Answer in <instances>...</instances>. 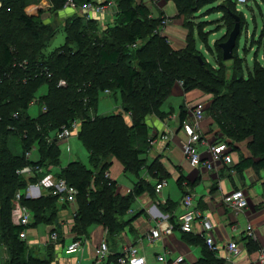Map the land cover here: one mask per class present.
<instances>
[{
	"label": "trees",
	"instance_id": "obj_1",
	"mask_svg": "<svg viewBox=\"0 0 264 264\" xmlns=\"http://www.w3.org/2000/svg\"><path fill=\"white\" fill-rule=\"evenodd\" d=\"M66 1L49 0L52 5L50 10L59 11ZM74 1L82 5L95 0ZM116 1L118 10L113 22L106 27H102L98 18L87 19L82 13L68 18L64 24L65 43L48 54L43 49L58 30L43 21V11L30 16L26 12L29 1L0 0V40L3 42V37L11 31L30 35V40H16L17 43L14 40L12 45L0 42V238L5 235L12 243L15 250L13 264H52V257H35L27 241L20 238V233L39 221L53 224L57 219V196L48 191L39 199H31L26 197L24 190L30 182L43 177L49 164L59 163L60 141L57 135L63 125L80 120L78 138L89 151L93 166L89 169L83 162L74 161L63 168L60 175L78 190L73 227L77 234L75 239H81V235L86 234L92 224H101L108 233L118 234L130 222L124 221L123 217L135 199L147 190H152V187L156 193V185L166 179L160 172L157 160L147 164L142 157L150 148L149 142H139L133 136L134 130L147 128L144 118L148 99L160 106L170 97L173 86L178 82H183L186 93L198 89L204 95L218 94L217 85L220 86L223 78H218L213 63L207 61V56L197 46L194 36L195 32L198 33V27L191 20V16L200 8L216 0H199L202 1L201 6L196 5L195 0H174L176 15L184 17V25L189 31L185 46L181 48L174 47L164 30L168 26L164 28L162 21L168 16L163 10L155 18L150 16L151 9L144 0ZM183 1L188 3L182 4ZM226 3V9L233 18L239 15L241 20L244 19L235 51L247 21L243 12L237 13V0H227ZM197 35L203 42V32ZM204 42L209 52L215 54V45L213 49ZM222 42L219 41V49L223 54ZM257 46L264 50V26L257 38ZM58 49L62 50L57 52ZM234 59L236 67L241 68L236 75L237 82L255 83V74L241 79L244 75L243 60L236 55ZM205 68L207 72L203 71ZM253 68L256 72L264 73V65L260 61H256ZM61 80L65 82L62 85ZM258 80L264 82V75H260ZM43 86H47V91L39 95ZM102 92L120 95L121 107L134 116L133 126L126 123V113L123 116H92L91 112L96 114L98 110ZM229 93L225 92L220 98L211 100L205 112L219 128L227 146L239 151L240 143H245L250 151V156L241 155L234 169L242 171L252 165L264 167V130L262 134L257 131L258 126L261 127L258 121L264 123V99L256 97V101L230 103ZM250 93L247 91L245 97ZM146 99L147 103L144 104ZM34 100H39L41 109L37 116L32 117L29 107ZM254 104L256 116L250 113ZM186 112L181 108L182 123L186 119ZM15 113L17 116H14ZM4 132L19 134L23 143L21 154L12 152ZM260 135L262 138L254 149L251 145ZM35 145L40 152L38 161L27 157ZM114 159L122 162L125 171L132 170L139 176L133 189L126 195L119 193L117 181L106 175ZM26 165L35 167L34 174L29 178L18 173ZM144 167L150 173L153 172L152 176L156 178L154 185L144 177L140 178ZM184 178L179 179L181 185ZM19 191L22 192L20 203L34 215L33 221L27 226L16 225L11 220L13 202ZM52 231H57V228ZM217 253V249L210 248L206 242L200 264H224L225 259L218 257ZM119 256H116L115 262Z\"/></svg>",
	"mask_w": 264,
	"mask_h": 264
},
{
	"label": "crops",
	"instance_id": "obj_2",
	"mask_svg": "<svg viewBox=\"0 0 264 264\" xmlns=\"http://www.w3.org/2000/svg\"><path fill=\"white\" fill-rule=\"evenodd\" d=\"M159 1L146 0L145 2L150 9L155 7V10H163L168 13L172 11L169 15L172 16L173 22V16L177 14L175 4L166 0L168 4L160 6ZM44 4L46 2L43 0H41L39 6L31 4L30 7L26 8L27 14L30 16L39 15V9L48 8L40 7ZM71 11L75 12L76 10L72 9ZM96 18L100 20L102 27H106L109 23L113 22L114 15L103 14L96 16ZM169 26L166 30L167 35H169L168 32L170 31ZM169 38L172 43H181L179 40L177 42L175 37L174 41H172L170 36ZM178 83L179 86L175 87L176 94L181 98L180 94L183 91V86L181 82ZM106 94L108 93L106 92ZM171 97H175L173 93L170 95V99H172ZM182 97L185 98L184 103H179L180 109L177 110L175 107H172V114H170L169 119L158 125L162 127L161 130L169 138L161 139L160 137L152 143L151 148L148 149V153L142 154L147 164L157 160L161 174L166 177L167 183L161 192L155 193L154 187H152V190H147L137 197L123 217L124 221L130 220V222H127L125 228L118 234L108 233L107 229L101 224L89 226L87 233L81 235L83 236L82 250L74 251L73 253H70L68 246L75 240L77 235L73 229L77 202L71 204L57 196L56 199L60 206L57 211L56 221L53 224L41 221L39 225H33L27 231V238L23 239L27 241L35 257L41 259H51L52 257V264H116V256L121 254L126 247L138 246L149 264H159L156 257L162 253H166L169 257L183 255L189 264H200L203 260L206 242L203 238V230L199 221H196L193 233L185 234L179 228V218L185 211L182 198L188 192L194 195V206L204 215L208 216L214 224L213 234L218 245V257L225 259L228 255L226 244L230 240L236 241L239 251L233 255L231 260L225 259L224 264L248 263L251 260H256L261 253H264V175H262L264 174V167L257 168L256 165H252L242 171L234 169L233 166L240 161L241 155L250 156V151L245 143H240L239 154L237 157H234L232 147L226 145L222 134L219 132V128L207 114L200 123L204 139L200 146V151L203 159L208 160L212 168L209 169L204 165H192L185 157L183 151L186 135L181 128L182 119L180 111L181 108L187 111L185 120L191 119L196 106L202 105L204 109L207 107L210 96L208 94L204 95L200 90L196 89L185 95L182 93ZM75 141L73 138H70L69 141L65 142L67 143L65 146L69 149V152L63 157L64 164L61 159L62 149L58 143L60 149L59 163L57 165L49 164L45 169L43 177L39 178L38 181L30 183L36 184L45 177L52 179L63 178L60 177L63 168L74 161H81L79 158L74 157V152H71V147L76 145ZM218 143L225 145L227 152L230 151L232 162L228 163L220 159L214 160L209 145ZM22 152L23 149L21 148L20 154ZM31 159L38 161L40 160V155L38 153L33 157L31 155ZM83 164L89 169L93 167L92 164L91 166H88L84 162ZM59 166H61L60 169H58ZM123 166L121 161L114 159L111 170L107 172H109V177L112 180L117 181L118 192L126 195L133 189L135 183L139 180V176L132 170L125 171ZM123 171L126 173L133 172L136 176L131 186L119 183L118 180L121 178L120 176H122ZM183 176H185L184 183L181 185L179 179ZM29 177L31 176L29 175ZM141 177H144L153 185L156 181V178L151 175L147 167L141 170ZM238 188L244 190L248 200V206L243 210H235L227 201V198ZM48 191L50 190L42 188L40 191L41 195L31 199H39ZM18 205L14 199L12 213L13 223L16 225L19 223ZM158 221H169L174 225L175 229L173 232L164 234L157 239H150L148 234L152 228L157 226ZM248 224L254 226L255 238H247L246 226ZM54 228H57V232L61 236L58 241H52L50 238V233ZM38 229L43 230L44 234L38 235ZM67 237H70L69 240H67ZM104 240L108 242L109 253L105 259L100 260L97 258L96 248ZM38 249L39 252L43 253L42 255L36 254L35 250L38 251Z\"/></svg>",
	"mask_w": 264,
	"mask_h": 264
},
{
	"label": "rangeland",
	"instance_id": "obj_3",
	"mask_svg": "<svg viewBox=\"0 0 264 264\" xmlns=\"http://www.w3.org/2000/svg\"><path fill=\"white\" fill-rule=\"evenodd\" d=\"M27 1H31V3L28 2V5L26 8L30 7L31 4H37V6H39V4H41V0H27ZM46 2V4H44L43 6L40 7H48L47 9L44 8L42 11L43 13L41 14V9H39V13L42 15V18L44 19L43 21L45 23H47L48 25L53 26L54 29L58 30L56 36L51 40V42L49 43L48 46H45V48L43 49L45 53L50 54V52H52L53 50L57 49L59 46H61L62 44L65 43L66 41V32L64 30V24L67 21L68 18H71L72 16H75L76 14L79 15L82 12L80 10H76L75 12L71 11L72 9H60L59 11H55V10H50V7L52 6L49 2V0H43ZM146 1V0H145ZM172 2V4H174V0H170ZM194 1V0H192ZM227 0H216L213 3H209V4H205L202 8H200L195 15H193V17L191 16V20H194L195 25L198 27L197 31L198 33H202L203 32V40L206 41L207 43L210 44V46L215 49L216 47V52L215 54L213 53V51L209 52V47H207V45L205 44V42L200 39V37L197 35L198 33L195 32V39H196V43L197 46H199L204 54L207 56V61H210L213 63L214 65V70L218 72V78H223L222 82L220 83V86L217 85V90H218V94L215 96L214 95H209L210 96V101L211 100H215L220 98V95H222L223 93H229L230 94V98H231V102L234 101H238L241 102L243 100L245 101H256V97L263 100L264 99V82L263 80L261 81H257V78L260 75H264V73L262 71L256 72L253 68L254 63L257 62H261V64L264 65V50L263 48H260V46H257V38H259L260 33H261V29L264 26V0H250L246 3H240L237 0V3H235V5L237 6V13L242 14L240 12L244 13V16L246 18L247 21V26L245 27V29H243V33L242 36L240 37L239 40V46L238 48L234 51V54L237 56H240L243 60V74L241 79L243 78V76L245 78H248V76H250L251 74H255L257 76V78L255 79V83H248V82H237L238 78L236 77L237 72L241 69V68H237L236 67V63H235V59H231V60H225L223 58V54H222V50L221 48L219 49V41H226L230 31L233 29L234 26V18L229 14L228 10L226 9V3ZM194 2H196V5H200L202 3V1L199 0H195ZM115 3L117 5V1L115 0ZM187 4V1H183L182 4ZM2 4V2H1ZM168 4V2L166 0H160L159 1V5L160 6H164ZM201 6V5H200ZM199 6V7H200ZM39 8V7H38ZM190 9V8H188ZM75 10V9H74ZM159 11L160 10H155V7H153L151 9V14L150 16L152 17H158L159 15ZM166 14H168V18H169V24L167 26H169L171 23V25L169 26L170 31L168 32L169 36L171 37L172 41H174V37L178 40L181 41V43L178 42V44H175L173 42V44L175 45V48H181L185 46V41H186V37L188 34V28L184 25V17L183 16H177L174 15L173 16V22H172V16L169 15V13L171 12H167L165 11ZM83 14V13H82ZM239 16V15H238ZM12 18V17H11ZM241 18V17H240ZM192 20V21H193ZM243 23H244V19ZM241 20V22H242ZM241 27H242V23H241ZM168 29L165 28L164 30L166 31ZM11 31V30H10ZM14 34H18L17 37H12ZM30 40V35L27 32H22L19 33L17 31H11L9 32L5 37H3V42L0 40L1 43H9L10 45H12L14 43V40ZM17 43V41L15 42ZM215 45V47H214ZM177 46V47H176ZM2 48V44H0V50ZM59 50L62 49H58L56 50L57 52ZM58 54V53H57ZM16 56V55H15ZM205 72H207L206 68L203 70ZM199 72V70H198ZM197 72V73H198ZM209 73V72H208ZM200 75V74H199ZM201 77V76H200ZM179 83L175 84L173 86L172 89V93L173 96L175 97H171L172 99H170V97L168 99L165 100L164 103H162L160 106H157L154 101H150L148 102L147 106H146V115L144 118V121L147 124V128H141V129H136L133 132V136L136 137V140H138L139 142H149L150 144V148L152 146L153 141L159 139L160 137H162L165 133L161 130L162 127H159V123H163L166 122L169 119L170 114H172V107H175V109L179 110L180 109V104L179 103H184V98L182 97V93L185 95L187 94L184 91V88L182 89V93L181 98L176 94V86ZM251 88L254 93H252V91L249 89ZM47 91V86H43L42 89L39 91V95L43 94ZM247 91L251 92L250 95L248 97H245ZM108 94H106V92H102L101 96H100V101H99V106H98V110L96 111V114H94V112H91L92 116L94 117V115H99V116H107L110 115L111 113H114L115 115L117 114H125V120L126 123L129 124L130 126L134 125V120L133 117L131 115V113L125 112L123 107L120 106L121 103V99H120V95L117 94H113L110 92H107ZM178 96V97H176ZM253 99V100H252ZM117 100V101H116ZM264 102V101H262ZM147 103V99L144 100V104ZM41 109V105L39 103V100H34L31 102V105L29 107V112L31 113L30 115L32 117L37 116L39 114V111ZM206 109V108H205ZM204 109V111H205ZM251 115H255L256 116V104H254L251 108ZM143 109H141L142 112ZM264 112V111H263ZM105 113V114H104ZM34 115V116H33ZM14 116H17V113L14 114ZM123 116V115H122ZM205 116H206V112H205ZM88 117V115L86 116ZM263 116L259 117V120L262 118ZM1 120V119H0ZM256 120V117H255ZM258 125H260L261 127L258 126L257 131L259 134L263 133V125L264 123L260 120L257 123ZM77 129L75 130V133L73 134V136H71V138H73L76 143L75 146L71 147V152L75 153L76 158H79V160L83 161L84 163H86L88 166H91L90 163V159H89V153L87 151V149L83 146L81 140L78 138V132L81 126V122L80 120L77 121ZM4 135L6 137L7 140V144L9 145V148L12 150V152L17 153L18 155L21 152V148L23 143H21V137L19 136V134H15V133H6L4 132ZM23 135V133H22ZM55 137H52V139ZM262 135L258 136L257 141L255 139V142H253V144L251 145V147H253L254 149H256V145L259 142V140H261ZM49 141H51L50 139H48ZM69 141V140H67ZM67 141L64 140H60L59 144L60 147L62 149V155H61V159L63 162V157L65 154H67V152H69L68 148L65 146L67 143ZM22 144V145H21ZM34 148V147H33ZM233 155L234 157H237L239 154L238 150H233ZM40 154L39 149L37 148V145H35V148L32 149V157L35 154ZM148 153V151H147ZM60 156V154H59ZM153 162V161H152ZM151 162V163H152ZM64 164V162H63ZM124 167V166H123ZM61 166L58 167V169H60ZM111 170V168H110ZM125 170V168H124ZM153 172H151L152 175ZM264 175V174H262ZM121 178H119V183L126 185V186H131L132 182L135 181V175L133 174V172H124L122 173V176H120ZM56 205H57V209L59 210V202L57 200H55ZM19 204V203H18ZM62 205V204H61ZM65 205V204H63ZM2 206L1 201H0V207ZM18 213L20 212V204L18 205ZM13 212V210L11 211ZM19 219V216H18ZM38 219V216H37ZM11 220L13 221V213H11ZM41 223V221L37 222L36 225H39ZM19 224V223H18ZM35 225V224H34ZM43 226H45L43 224ZM40 227V226H39ZM44 234L43 230L38 229L37 230V234L41 235ZM70 237H67V240H69ZM67 250V249H66ZM36 254L39 253V255H42L43 253L39 252L35 250ZM74 252V251H73ZM70 252V253H73ZM14 253L15 250L14 248H12V243L9 242V240L6 238V236L4 235L3 237L0 238V264H13L14 261ZM67 253V252H65ZM69 253V252H68ZM67 253V254H68Z\"/></svg>",
	"mask_w": 264,
	"mask_h": 264
},
{
	"label": "built area",
	"instance_id": "obj_4",
	"mask_svg": "<svg viewBox=\"0 0 264 264\" xmlns=\"http://www.w3.org/2000/svg\"><path fill=\"white\" fill-rule=\"evenodd\" d=\"M240 3H246L250 0H238ZM62 9H75L80 10L87 19L92 17L101 16L103 14L115 15L117 12V5L115 0H98L87 2L82 5H78L74 0H67ZM164 28L169 24V18H165L162 21ZM64 81H60V85L64 84ZM183 84V82H181ZM205 118V111L202 105L196 106L194 110V115L191 119L185 120L181 124V128L186 135V140L183 144V151L187 160L194 166H206L209 169L212 168L211 163L203 159L200 151V146L203 143V134L201 128V121ZM77 121L75 120L70 123V125H63L58 131L57 139L67 141L73 136L75 130L78 128ZM167 139L169 136L164 134L161 139ZM154 142V141H153ZM210 151L213 154L214 160H224L225 162H232V155L226 151L227 147L221 144H211L209 145ZM32 151L27 153V157L31 158ZM38 170H41L39 167ZM35 167L32 165H26L18 170V173L28 178L34 174ZM109 176V172L106 173ZM166 180H162L156 185V193H160L162 188L166 185ZM49 189L50 192L58 197L63 198L65 201L71 204L76 202V197L78 190L75 186L69 184L66 179L58 178L52 179L50 177H45L36 184H29L24 190L26 197L35 198L41 195V189ZM22 192H17L16 202L20 204L19 212V224L23 226L29 225L33 220V213L29 208L20 203ZM227 201L231 204L235 210H243L248 206L247 196L243 189H236L228 198ZM182 204L184 206V213L179 218V228L184 232H194L195 223L199 221L203 236L206 239L207 244L212 249H218L216 244L213 230L214 224L212 220L204 215L198 208L194 206V195L190 192L186 193L182 198ZM175 229L174 225L169 221H158L157 226L152 228L148 234L150 239H157L164 234H169ZM26 229L22 230L20 233L21 239L27 238ZM246 235L249 238H255V228L252 224L246 226ZM50 238L52 241H58L59 234L57 231H52L50 233ZM83 242L81 239H75L68 246L70 252L82 250ZM226 247L228 249V255L225 257L226 260H231L233 255L239 251L236 241L230 240ZM109 245L106 240H104L97 248L96 254L97 258L102 260L108 256ZM157 262L159 264H189L183 255L177 257H169L166 253L157 255ZM116 264H149L147 258L141 253L138 246H129L118 257ZM244 264H264V253L256 260H251Z\"/></svg>",
	"mask_w": 264,
	"mask_h": 264
},
{
	"label": "water",
	"instance_id": "obj_5",
	"mask_svg": "<svg viewBox=\"0 0 264 264\" xmlns=\"http://www.w3.org/2000/svg\"><path fill=\"white\" fill-rule=\"evenodd\" d=\"M235 26L230 32V35L226 41H223L220 45L223 49V57L225 60H231L234 58V48L237 45L238 37L241 34V18L238 15H234ZM199 59L203 62L202 57L199 56Z\"/></svg>",
	"mask_w": 264,
	"mask_h": 264
},
{
	"label": "bare ground",
	"instance_id": "obj_6",
	"mask_svg": "<svg viewBox=\"0 0 264 264\" xmlns=\"http://www.w3.org/2000/svg\"><path fill=\"white\" fill-rule=\"evenodd\" d=\"M123 107V106H122Z\"/></svg>",
	"mask_w": 264,
	"mask_h": 264
}]
</instances>
